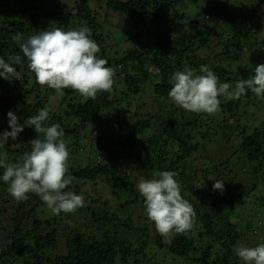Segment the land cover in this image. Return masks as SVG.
<instances>
[{"label":"trees","instance_id":"1","mask_svg":"<svg viewBox=\"0 0 264 264\" xmlns=\"http://www.w3.org/2000/svg\"><path fill=\"white\" fill-rule=\"evenodd\" d=\"M90 1L77 0L74 14L59 16L57 21L67 24L71 16H77L85 22L91 39L101 49L97 55L114 69L113 90L98 93L93 100L64 89L61 107L48 112L44 122V126L60 124L65 133L73 177L66 190L82 195L85 206L69 213L66 222L55 215L42 219L34 214L36 206L44 204L40 197L29 193L25 200L14 199L4 187V169L0 168V264H163L158 255L178 257L181 264H244L234 248L257 246L264 242V232L232 218V206L247 198L242 185L224 187L222 193L199 187L201 177L226 170L232 154L210 171L191 167L186 159L200 147L206 149L198 138H209L212 130L217 132L229 119L239 120L244 108L264 97L251 90L237 100L221 97L220 110L212 115L187 112L170 101L167 107L156 104L160 117L175 116L178 123L163 121L140 107L145 95L167 101L171 77L177 71L201 74V66L206 65L219 82L232 86L253 76L255 66L262 63L259 54L247 58L245 45L255 35L256 51L264 48V0H190L197 6L192 18L186 16L184 0H107V7L120 20H128V39L122 46L116 39L106 44ZM1 8L5 7L0 2ZM23 14V19L0 21V57L7 61L9 56H19L21 63L13 67L22 75V79L0 77V133L11 130L9 111L24 124L43 109L47 95L56 93L46 87L44 97L38 94L39 84L21 49L28 37L38 34V23ZM18 35L22 38L17 39ZM136 38L144 43H135ZM215 46L218 48L213 49ZM33 92L36 96L28 99ZM216 115L221 117L213 119ZM154 123L161 124V132L147 133ZM88 127L92 139L83 154L81 141L87 139ZM231 129L239 140L236 154L255 162L254 172L264 176V124L253 128L240 122ZM37 135L34 127L25 126L15 141L9 138L0 144V157L6 155L7 163H19L23 154L31 151V140ZM160 171L177 173L181 194L196 213L193 229L174 235L171 243L165 242L147 218L144 198L137 189L140 176L152 179ZM98 180L103 181L110 197L98 193L96 187L92 194L83 187L87 182L96 185ZM257 199L264 206V194ZM73 214H78L76 222L71 220ZM76 225L80 228H74ZM58 235L64 246L60 249L65 250L45 255V249L56 248ZM138 254L143 258L135 261Z\"/></svg>","mask_w":264,"mask_h":264},{"label":"clouds","instance_id":"2","mask_svg":"<svg viewBox=\"0 0 264 264\" xmlns=\"http://www.w3.org/2000/svg\"><path fill=\"white\" fill-rule=\"evenodd\" d=\"M91 35L89 28L81 27L79 30H45L28 37L21 49L36 82L54 89L59 95H63L64 89L75 90L85 99L95 100L98 93H110L115 72L106 66V59L97 55L101 49ZM20 63L19 56H9L7 61L0 57V77L22 79L21 73L13 67ZM200 73L177 71L171 77L168 96L187 112L215 114L220 110L221 97L237 100L246 90L264 97V64L255 66L253 76L239 79L234 86L219 82V77L206 65L201 66ZM7 115L11 130L0 133V144H6L9 138L15 141L25 126L34 127L38 134L31 140V151L25 152L19 163H7L6 155L0 157V168L4 169L2 179L9 185V194L21 201L34 193L56 215L73 213L84 207L82 195L66 190L73 183V177L69 174L70 153L61 125L44 126L49 116L46 108L28 117L24 124L19 123L12 111ZM176 176L174 171H160L155 174L156 178L140 177L137 183L147 218L166 243H171L176 234L190 232L195 222L194 207L182 196ZM212 187L222 193L224 182L215 181ZM234 253L244 264H264V242L255 247L240 245L234 248Z\"/></svg>","mask_w":264,"mask_h":264},{"label":"rangeland","instance_id":"3","mask_svg":"<svg viewBox=\"0 0 264 264\" xmlns=\"http://www.w3.org/2000/svg\"><path fill=\"white\" fill-rule=\"evenodd\" d=\"M0 2L4 5L5 8L0 9V21L3 19H23L24 12L27 15V19H34L38 23V34L42 31H51L56 28H61L65 31L67 30H79L81 27H86L84 21L78 19L77 16H71L67 20V24L59 23L57 21V17L63 16L69 12L76 11L75 5L77 0H0ZM182 2V0H181ZM184 11L186 12V16L194 17L197 13V6L192 3L190 0H184ZM89 6L92 12H96L98 16V20L101 22V32L105 37L106 44H111L116 39L117 44L122 46L128 39V20H120L117 13L113 12L109 7H107V0H91L89 2ZM40 11V13H38ZM261 34V33H260ZM127 35V36H126ZM262 37V35L260 36ZM255 35L251 36L250 41L245 45V50L247 53V58L252 57L255 58L259 54V60L262 64H264V48L258 52L256 51L257 44L253 43ZM261 38H259L260 40ZM135 43L142 42L139 38L134 39ZM252 43L254 45H252ZM215 46L213 49H217ZM251 60V59H250ZM47 86H37L39 89L38 94L40 97H44L45 88ZM36 93L33 92L32 95L28 99H32ZM38 95V96H39ZM61 96L57 93L49 94L46 97V104L43 109H47L50 111H58L60 106ZM149 95H145L143 98L142 106L140 110L145 112L144 109H148V113L151 115L158 116L159 119L163 121L171 120L174 123L177 122V118L172 116L169 118L168 115L160 117L159 109L157 108V103H162L163 106H168V101L173 102L170 98L166 100H162L160 98L155 99ZM15 104L19 105L17 101H14ZM242 116L239 117V120L232 118L227 122H223L222 126L217 129V132L212 130V135H210L207 139L198 140L201 142V146L206 147V149H200L194 154L187 157L186 161L191 167H195L198 170H207L210 171L213 167H219L220 163L225 161V159L232 154L230 158V163L227 165L226 170L221 171L220 174L214 173V171L209 172L208 178L201 177V184L199 187H209L210 190H213V184L215 181L224 182V187L227 188L230 185L240 184L243 187V193L247 195L246 199L238 204L232 206L231 215L237 223L241 225L252 224L253 227H256L260 234L264 232V206L260 205L257 196L264 194V176L261 173L254 172L255 162H249L243 158L242 154H236V146L238 145V137L233 133L234 130L230 128H235L237 123H244L252 126L253 128L261 127L264 124V100L262 98L256 99L250 106L244 108ZM163 113V112H162ZM175 114H178L177 112ZM221 116L216 115L213 119H219ZM161 124H153L151 129L147 133H159V128ZM160 126V127H159ZM206 127V126H204ZM88 137L83 138L81 144L83 146V154L87 153L89 150V143L92 139V133L90 132V127L87 128ZM236 154V155H234ZM78 155V154H77ZM75 155V156H77ZM143 177V176H140ZM5 189L8 190L9 185L5 183ZM254 185H256L254 187ZM104 183L101 180H98L96 185H93L91 182H87L83 185V187L90 192L93 193V188L96 187L98 193L110 197L108 195L107 188H104ZM255 189V191H253ZM216 191V190H213ZM132 196V194H131ZM105 197V198H106ZM225 210V209H222ZM253 210H255L253 212ZM248 212L252 213L248 216ZM256 212V213H255ZM253 213H255L253 215ZM38 217L44 219L49 218L52 215H55L56 218L66 220L69 217V213L61 212L59 215L53 214L45 204H38L35 209V213ZM71 215V214H70ZM262 220L259 224L258 219ZM73 222L78 220V214H73L72 219ZM137 221V219L135 220ZM71 225V223H70ZM74 226V225H71ZM74 228H80V226H75ZM129 235V233H126ZM131 234V233H130ZM257 237V235L255 236ZM60 236H57L58 243L56 248L45 249V255H54V251L60 250L64 251L65 249H60V247H64L61 245ZM240 245H236L238 247ZM157 250L161 253L163 251L162 248L157 247ZM57 253H55L56 255ZM142 255L138 254L135 256V261L141 260ZM158 258L161 259L163 264H181L182 259L178 257H174L172 255H158ZM42 264H48L46 262ZM132 264V263H129Z\"/></svg>","mask_w":264,"mask_h":264}]
</instances>
